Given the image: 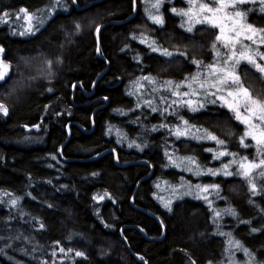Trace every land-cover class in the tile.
I'll return each mask as SVG.
<instances>
[{"label":"trees","instance_id":"obj_1","mask_svg":"<svg viewBox=\"0 0 264 264\" xmlns=\"http://www.w3.org/2000/svg\"><path fill=\"white\" fill-rule=\"evenodd\" d=\"M160 1L158 23L151 0H0V264H229L230 233L264 264V148L217 101L174 103L223 62L218 29ZM235 11L264 50V2ZM236 76L264 105V73L242 62ZM221 151L261 167L203 175ZM183 179L214 183L218 203L163 207L159 184Z\"/></svg>","mask_w":264,"mask_h":264},{"label":"rangeland","instance_id":"obj_2","mask_svg":"<svg viewBox=\"0 0 264 264\" xmlns=\"http://www.w3.org/2000/svg\"><path fill=\"white\" fill-rule=\"evenodd\" d=\"M188 7L184 12L187 22L191 24L207 23L218 29L220 47L223 50L222 60L208 71L205 76L191 79L180 85L175 92L174 103L176 105H188L195 108L207 102L217 101L220 105L231 110L237 119L244 124L247 136L264 148V105L253 98L247 89L241 86L236 76V69L242 62L251 63L258 71L264 73V50L258 49L261 36L257 30L247 24L243 17L235 11L240 3L264 2V0H183ZM152 4V5H151ZM161 1L151 0L149 16L152 21L161 22ZM29 25L25 30H30ZM258 49V51H257ZM6 73V80L9 76V66L4 61L3 52L0 49V77ZM5 80V81H6ZM184 137L190 135L188 129H182ZM219 163L215 168L206 169L203 175L216 176L223 174L232 176V168L245 176L254 173L261 164L252 163L236 158L225 151L217 153ZM217 159V158H216ZM170 161H175L171 160ZM180 168L192 169V165L177 160ZM191 171V170H190ZM230 174V175H229ZM158 193L163 207L168 208L174 201L193 195L202 199L208 205L218 203V188L214 183L204 185L201 180L194 185L183 179L177 186L161 183L158 186ZM194 197V198H195ZM224 211L223 208H220ZM222 216V213L219 214ZM228 253L226 255L229 264H254L244 250V259L238 254L237 239L230 233L227 234ZM242 250V248L240 249Z\"/></svg>","mask_w":264,"mask_h":264},{"label":"water","instance_id":"obj_3","mask_svg":"<svg viewBox=\"0 0 264 264\" xmlns=\"http://www.w3.org/2000/svg\"><path fill=\"white\" fill-rule=\"evenodd\" d=\"M3 74H4L3 77H0V81H2V80L5 81V80H6V76H5L6 73L4 72ZM111 152L114 153V151H109V152H107L106 154L111 153ZM104 155H105V154L99 155V156H97V157L91 159L90 161L97 160V159L101 158V157L104 156ZM116 158H117V161H118V157H117V155H116ZM134 164H135V163H134ZM141 164H144V163H141ZM148 178H150V177H148ZM148 178H147V179H148ZM147 179H145V180H147ZM135 194H136V193H135ZM134 198H135V197H134ZM133 201H134V199H133ZM150 215H151L152 217H154L155 219H157V221L161 224V221H160V219H159L158 217H156V216H154V215H152V214H150ZM149 240H156V239L149 238ZM126 246H127L128 250L130 251L131 255L134 256L136 259L139 260V256L135 255V254L131 251V249H130V247H129V245H128L127 242H126Z\"/></svg>","mask_w":264,"mask_h":264},{"label":"bare ground","instance_id":"obj_4","mask_svg":"<svg viewBox=\"0 0 264 264\" xmlns=\"http://www.w3.org/2000/svg\"><path fill=\"white\" fill-rule=\"evenodd\" d=\"M100 78H98L97 80H99ZM80 87H81V85H79ZM109 151H114V150H109ZM108 151V152H109ZM111 153H113V152H111ZM105 154V153H104ZM114 155H115V161H116V164L118 165V166H120V163H119V158H118V161H117V158H116V152L114 151V153H113ZM118 157V156H117ZM141 163H144V164H141ZM135 164H141V165H148V163L146 162V161H140V162H138V163H135ZM128 165H130V164H128ZM128 165H126V166H128ZM122 167H125V166H122ZM126 242H127V240H125V244H126ZM128 243V242H127ZM129 245V244H128ZM127 247V246H126ZM128 249V248H127Z\"/></svg>","mask_w":264,"mask_h":264}]
</instances>
